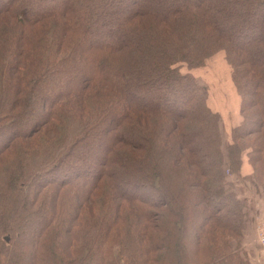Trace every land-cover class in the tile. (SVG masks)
<instances>
[{"label":"trees","instance_id":"trees-1","mask_svg":"<svg viewBox=\"0 0 264 264\" xmlns=\"http://www.w3.org/2000/svg\"><path fill=\"white\" fill-rule=\"evenodd\" d=\"M219 51L226 161L180 71ZM244 160L264 185V0H0V264H247Z\"/></svg>","mask_w":264,"mask_h":264},{"label":"rangeland","instance_id":"rangeland-1","mask_svg":"<svg viewBox=\"0 0 264 264\" xmlns=\"http://www.w3.org/2000/svg\"><path fill=\"white\" fill-rule=\"evenodd\" d=\"M254 18V17H252ZM244 34L253 32L254 26L244 23L239 26ZM230 67L225 60V53L219 51L208 58L204 65L199 68L188 69L186 65L181 66L182 73L190 72L196 76V81L200 85H207L211 94V105L221 114L220 133L221 150L224 160H227L228 133L231 126L235 125L240 119L239 104L240 96L236 93L235 87L230 77ZM14 81V80H13ZM74 127V126H73ZM71 128V130L73 129ZM103 152L98 149L97 154ZM86 160L94 159L88 155H82ZM245 172V171H244ZM241 171L240 174L225 170L226 185L228 191L234 193L241 206L242 236L239 239V253L247 264H261L257 262L260 250L256 239V229L260 222L264 221V185L251 174ZM237 244L232 241V246Z\"/></svg>","mask_w":264,"mask_h":264},{"label":"built area","instance_id":"built-area-1","mask_svg":"<svg viewBox=\"0 0 264 264\" xmlns=\"http://www.w3.org/2000/svg\"><path fill=\"white\" fill-rule=\"evenodd\" d=\"M256 239L261 250L258 256H256V261L262 262L264 261V221L260 222L256 229Z\"/></svg>","mask_w":264,"mask_h":264},{"label":"crops","instance_id":"crops-1","mask_svg":"<svg viewBox=\"0 0 264 264\" xmlns=\"http://www.w3.org/2000/svg\"><path fill=\"white\" fill-rule=\"evenodd\" d=\"M234 86V85H233ZM236 91V90H235ZM241 171L242 172H246L248 175L249 174H251V171H252V168H251V166H250V164L246 161V160H244V162H243V164H242V168H241ZM241 171H240V173H241ZM244 172V173H245ZM263 263H261V264H264V261H262Z\"/></svg>","mask_w":264,"mask_h":264},{"label":"water","instance_id":"water-1","mask_svg":"<svg viewBox=\"0 0 264 264\" xmlns=\"http://www.w3.org/2000/svg\"><path fill=\"white\" fill-rule=\"evenodd\" d=\"M5 239L8 240V236H5Z\"/></svg>","mask_w":264,"mask_h":264}]
</instances>
